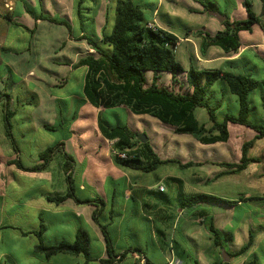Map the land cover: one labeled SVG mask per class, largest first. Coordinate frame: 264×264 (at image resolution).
Returning a JSON list of instances; mask_svg holds the SVG:
<instances>
[{
  "label": "rangeland",
  "instance_id": "374dc122",
  "mask_svg": "<svg viewBox=\"0 0 264 264\" xmlns=\"http://www.w3.org/2000/svg\"><path fill=\"white\" fill-rule=\"evenodd\" d=\"M28 4H31L26 0ZM63 1V0H62ZM157 0H138V4L141 6H145L147 4L155 3ZM167 0H162V3ZM175 4H167V10L172 12L175 17L171 18V26L175 31L176 35L180 39H184L187 35H185V31L189 30L188 34V42H182L181 45L176 46L175 48V56L176 60L181 63V65L186 69L188 65V58L191 57L192 61L198 67L201 65L198 64L195 55H198L199 58V42L200 39L196 35V32L199 29L206 28L207 31L213 30L211 26L207 24L208 19L215 22L211 16L208 14H198V13H190L188 11V5L193 4L194 6L200 7V5L193 0H174ZM209 1L210 4H215L216 12L220 14H225L229 18L233 20H241L246 18L245 7L243 6L244 0H205ZM250 3L251 9L257 15L261 17V21L264 26V8L261 6L260 0H246ZM33 12L37 14H47L49 16L55 17L56 19L61 18L60 16L64 13H68V18H70V6L61 3L59 6L58 2L60 0H42V3H39L37 0H32ZM108 0H101L100 11L101 15L95 18L97 23V29H100L104 24V13L106 6L108 5ZM2 4V3H1ZM73 4V2H72ZM2 6L0 5V9ZM72 10V9H71ZM2 13H7V10H1ZM163 11V10H161ZM147 14L148 11H145ZM1 13V12H0ZM73 14V12H71ZM100 14V13H99ZM72 17V16H71ZM66 18L67 17H62ZM17 22L21 24H25L28 27H32L33 20L28 15H24L21 18H15ZM69 20V19H67ZM1 23H5L3 19L0 18ZM72 22V18L70 20ZM152 24L157 26H167L166 19L159 15L155 18V21H152ZM78 31L77 26H72L71 31H68L66 27L61 25H55L49 22H41L37 25V28L33 35L28 33L26 30L16 27L13 25L1 26L0 33L3 34V38L5 37V45L7 50L3 51L4 57L7 60H20L22 61L21 66L22 70H24L23 74H28L31 72V76L27 77V81L23 84H20L16 87L13 93L18 95L19 101L23 98L27 99V102H24V110H19L16 114L14 120H12V125L14 123H20V119L23 118V121L26 122L27 129L25 130V140L30 143L31 147L28 149V154H32V159H35L36 156V147H40L41 151L45 150L47 147L55 145L58 140L61 139L63 134L65 133L64 126L68 127L69 125L72 127H78L81 123L87 126L88 118L87 116L80 119V116L87 114L88 109L85 108L83 113H78L77 109L79 107V99L78 94L82 93V89L80 91V83H83L84 79V68H78L71 70L65 66H60L56 63V60H64V59H72V50L69 49V46L66 45L63 49L60 48L61 43L67 41L69 37H73ZM247 33L240 34L241 43H245V39L248 37ZM68 44V43H67ZM15 53V55H14ZM83 53V52H82ZM250 56H245L242 63L250 62ZM55 61V62H54ZM262 65L261 63H259ZM202 67V66H200ZM262 67H264L262 65ZM253 78L257 80H264V69L263 70H254L252 69ZM61 74L62 80H56L57 86H53L55 83V79L57 75ZM151 74H147V84L150 83ZM65 79V83L63 81ZM180 83L183 86V89H179L177 84H173L171 81V77L168 73H162L160 75L158 85L160 87H165L168 89H173L177 92H186L188 88L184 83V77H177ZM40 80V85L38 87L34 86L33 81ZM49 86V91L52 95H54L57 99V119L51 118L53 123H56L57 131H47L41 128L34 129L33 123L40 124L39 120H48L47 114L40 115L37 113V110L34 109V102L32 96L36 90L40 92V96L43 93L45 88ZM221 87V83L217 82L212 91L218 92ZM7 91L10 93L9 88ZM21 93L23 96L21 97ZM27 93L28 95L26 96ZM260 89H255L250 94V103L252 106V111L250 112L249 119L252 122H261L263 118L262 110H261V102H260ZM236 99V97H232V100ZM235 101V100H233ZM17 105L15 104V107ZM237 103L233 102L231 106L225 107L223 113H227L230 115L237 114ZM124 111V110H123ZM118 111L116 109L106 110L103 114L104 120H111L114 124L117 122V114L120 115V118L124 121H128L127 114L124 112ZM194 116L198 120L199 123L205 124L209 127L208 116L206 111L203 108H198L194 111ZM25 117L27 119H25ZM218 118H220V113L218 114ZM79 120L77 125L75 120ZM76 120V121H77ZM1 121V120H0ZM156 122H158L155 119ZM30 124V125H29ZM45 124V123H44ZM162 124V123H160ZM158 126V124H157ZM165 125L162 124L158 126V128L167 130ZM61 128V129H60ZM239 127L230 126L231 137L228 143L223 144H215V145H201L197 144L200 148L198 151V156L207 160H216L220 158H225L227 161L239 160L241 154V144L252 139L254 133L248 128H242L241 133L233 138V131ZM168 136H173V130L169 128V131H163ZM94 134L90 129H86L85 131L79 133L75 132V138L79 137H92ZM174 137V136H173ZM185 135H176L175 140L179 141L180 139H186ZM190 137V136H189ZM192 139V138H191ZM175 141V142H176ZM26 146V145H25ZM228 147H231L230 152L228 151ZM178 146H176V150ZM235 152H233V150ZM184 151V152H183ZM182 153H185V148ZM186 155H191L194 153L191 151V148L187 150ZM248 156L254 157L258 162L250 163L246 170H243L237 174H223L220 175L217 179H212L211 176L210 182L207 184H198L195 185L196 191H189L187 185L185 184L183 189H180L178 186H171L170 184L164 183L165 186V196L168 200V203L163 201V198L160 195L149 196L146 197L148 200L147 204H159L161 207H167L169 214H173V208L178 206L179 199L178 192H182L183 195H190L194 193L206 194L216 197L217 199L223 202H233L237 201L239 198H243V196H251L252 199L245 200L240 206H234L233 211V223L232 225H228L225 231H233L234 228H238L240 225H246L249 230L253 231L254 236L256 234H261L262 227L264 224H260V217L264 214V137L262 139L256 140L253 147L249 150ZM31 159V157H30ZM61 160V154H57L56 157L52 160L50 164V171L53 175L57 176L59 170V163ZM85 165L81 166L78 173H81L82 169ZM79 167V166H78ZM122 168V167H121ZM126 176L118 177L115 180V185L108 178L100 188L94 187L89 188L87 192L84 194L92 195L94 199H101V202H95V204L101 209L104 206L106 207V220L109 223L111 220V225H109L107 232L111 237L112 241L115 242L114 250L115 253L121 252V249L128 248H140L142 250L141 255L143 254L148 260L156 264H162L165 260H171V256L167 249L161 246L158 243L153 233L152 223L145 218L140 209V203L135 201L134 199H125L124 190L126 187V180L131 177L134 178L137 175V171L125 169ZM207 170H217L216 166H212L210 164H206L204 166L191 167L189 169H181L175 163H166L160 165L156 171L150 172L148 174H143L148 180H151L153 184L157 182L158 179H161L162 175L169 174L170 176H175L184 180L187 177H191L192 173H206ZM77 171V169H76ZM258 173L257 174H254ZM204 178L203 175L200 176ZM158 178V179H157ZM185 181V180H184ZM198 190V191H197ZM65 191V188L62 190ZM9 196V195H8ZM107 203H105V202ZM217 204L216 207H220L223 213H225L226 218L229 219L230 212L227 211L226 204L222 202H214ZM210 212L218 211L219 208H214V206L205 205ZM113 208V211H112ZM170 208V209H169ZM49 211L50 209H44V211ZM113 212V213H112ZM215 214V213H213ZM217 216V215H216ZM110 217V218H109ZM217 216L216 218H218ZM43 224L46 225L47 230L45 232V236L43 241L45 244H54L59 241H67L73 242L75 239V233L77 228L74 225V221L70 220L69 217L62 215H57V213H53L52 209L49 213L42 214L40 216ZM106 220L101 217L98 219L100 224H105ZM176 220V217L172 218V222ZM3 225V228L0 229V264H77V261L80 264L84 263L86 257L83 255H79L78 258L75 256L58 254L51 258H45L42 253L34 252V245L37 244V238L34 235L21 236V230H31L34 228L38 230L39 221L34 217L33 211H29L28 217L23 218L20 217L18 220L19 230H12L10 228H5L6 222ZM207 223V222H206ZM205 223V224H206ZM71 224V225H70ZM205 227V226H204ZM37 228V229H36ZM156 228H161L160 225H157ZM76 229V230H75ZM86 230L89 235V250L88 253L91 257H98L101 252L104 250L101 247L99 242L98 235L94 234L92 230L88 227L82 228ZM170 229V227H168ZM170 232V231H169ZM169 232L166 233L164 237H158L159 240H163L166 242L167 246H171L173 242V238L177 242L178 246H184L185 243L178 236L171 235ZM101 235V234H100ZM102 243V242H101ZM245 244L243 237L240 233H238L236 240L230 245L229 242L223 243V249L227 252L231 249V247L237 249ZM190 250L185 251L184 257L179 252L178 248L176 249L177 253L180 254L179 260L183 262V264H189L192 256L194 259L199 261V264H211V259L209 255H206L204 258L198 257L196 255L193 246L189 245ZM247 254V253H246ZM248 255V254H247ZM8 256V258L6 257ZM10 256V257H9ZM128 256V255H126ZM129 257V256H128ZM127 257V258H128ZM190 257V258H189ZM77 258V259H76ZM220 258L222 260V254H220ZM139 260V264H144L141 262V258H137ZM242 258H232L227 264H233ZM247 260L253 261L255 264H264V242H260L257 244L254 249L247 256ZM137 261V260H136ZM248 261V262H249ZM130 260L126 259V261L122 264H130ZM90 264H96L91 262Z\"/></svg>",
  "mask_w": 264,
  "mask_h": 264
},
{
  "label": "trees",
  "instance_id": "16d2710c",
  "mask_svg": "<svg viewBox=\"0 0 264 264\" xmlns=\"http://www.w3.org/2000/svg\"><path fill=\"white\" fill-rule=\"evenodd\" d=\"M41 3V0H37ZM72 22L47 14L35 16L31 9L26 11L36 20H44L55 25H61L71 31L72 26H77L78 31L73 35L75 40H84L92 50L81 57L73 68L84 67L86 69L82 95L85 100L94 108L111 109L124 106L134 115H149L165 126L173 128V132L179 135H189L202 145H213L225 143L229 138L228 125H237L250 129L255 133L251 140L241 145V154L237 163L218 162L213 163L225 169L227 174H237L245 170L250 163L258 162L257 159L248 156L249 150L256 140L264 137V119L261 122H252L249 119L252 106L250 94L257 88L260 89L261 110L264 116V80L253 78L250 73L237 71L236 61H229L228 69H197L193 63L187 69L176 60L175 48L178 38L161 28H150L148 25L153 21V12L156 9V2L141 6L138 0H108L104 13V24L97 30L95 18L100 6L99 0H72ZM199 3L203 11L216 10L215 4L209 1L193 0ZM264 8V0H260ZM246 18L232 20L226 15V20L221 24L224 29L210 35L208 32L199 30L196 35L199 37V52L204 55L210 47H217L225 53H237L240 48L238 33L241 31L251 32L252 26H259L264 32L261 17L252 11L248 1H243ZM145 11H148L147 14ZM190 13H193L191 9ZM225 15V14H224ZM6 23L24 30L27 28L19 23L13 22L11 17L3 15ZM29 33L33 30L28 31ZM185 31V35L189 34ZM245 57L241 58V64ZM234 65V66H233ZM232 66V67H231ZM162 73L171 76L173 84H177L179 89H183L178 80V76L184 77V83L188 90L184 93L173 89L160 87L158 80ZM147 74H151L150 83L147 84ZM221 83L218 92L212 91L213 86ZM229 95L236 97L237 114L230 115L223 113L221 106L224 97ZM35 106L36 96H32ZM3 101V122L6 135L11 140L15 148V140L12 136V118L15 111L10 106V95L0 94ZM203 108L208 116L209 127L201 124L194 116V111ZM220 113V118L218 114ZM97 126L100 134L107 140H113V149L117 152H126V159L113 157L114 163L128 168L137 169L145 173L154 171L159 165L175 162L180 168H189L201 163L188 162L181 164L174 160H161L152 149L149 142H141L136 138V133L132 132L126 125L107 126L102 117L98 116ZM47 131L55 132V126L44 125ZM56 154H62V171L65 174L67 190L65 193L54 195L49 198L51 202L60 204L67 199H73L77 204L94 205L91 219L99 227L102 234L106 259H96L89 256L90 245L89 235L86 230L79 228L75 233L73 242L59 241L54 244H45L42 239V230L34 232L37 244L34 245L35 253H42L45 258H51L58 254L86 257V262H96L100 264H112L116 260H122L128 254H138L144 260V264H155L148 260L140 248H128L116 259L114 245L107 232L106 226L99 223L98 219L102 209L95 202H102L101 199H80L75 195L73 181L70 177L73 159L63 152V143L49 147L42 151L38 159L40 163L25 167L19 162L13 163L21 170L28 172L44 171ZM179 204L188 206L201 202H223L215 197L204 194H194L184 196L178 192ZM208 236L214 247L223 249V243L232 240L231 233H222L214 228L211 221L205 226ZM29 234V233H28ZM252 245V235L238 250L228 253L230 258H237L244 255ZM195 264H199L195 262ZM212 264H227L222 260ZM247 264H255L253 261Z\"/></svg>",
  "mask_w": 264,
  "mask_h": 264
},
{
  "label": "crops",
  "instance_id": "0c3cea01",
  "mask_svg": "<svg viewBox=\"0 0 264 264\" xmlns=\"http://www.w3.org/2000/svg\"><path fill=\"white\" fill-rule=\"evenodd\" d=\"M31 1L29 2L32 4ZM11 2H12V9L10 11H7V13H4V12L2 13L1 10H4V8L0 2V5L2 6V8L0 9V12H1L0 18L3 19L4 22L6 21L3 18V15L11 17V20L16 23H19V22H17L15 18H21L24 15H28L33 20L32 27H28L27 25L25 24L23 25L21 23L19 24L25 26L27 28L26 30L27 32L33 30V32L30 33L31 35L34 34L37 28V25H39V23L47 22L44 20L35 21L32 18L29 12L26 11V8L33 10L34 6H32L31 4H28L26 0H11ZM72 2H73L72 0H63V1L60 0V3L58 2L59 6L62 5L61 3H63L64 6L66 4L70 6V12H69L70 18H72L71 17L72 16L71 9L73 6ZM41 3H42V0H41ZM99 3L101 4V0H99ZM169 3L174 5L175 1L167 0V2L164 1L163 3H162V0L156 1V9L153 12V21H155V18H157L159 15L164 17V19H166V23H168L167 26H157V27L174 34L178 38V42H177V46H178V45H181L182 42H188L189 39H188V35L184 37V39H180L176 35L175 31L173 30L170 21H171V18L175 17V15L169 10H167L169 9L167 8V4ZM187 7H188V11L191 9L192 11H194L193 13H198L202 15L207 14L206 12L203 11V8L201 5L200 7H198V6H194L193 4H191V5H188ZM34 15L39 16L40 14L35 13ZM99 15H101L100 6L98 8V13L96 17H98ZM60 17L61 18L67 17V19L70 20V18H68V13L63 12V14ZM213 20H215V22L212 21V19L211 20L208 19L207 21V24L211 26L213 30L207 31L206 28L199 29V30L208 32L210 35H214L215 33L222 31L224 29L222 24L219 23L214 18ZM7 25L9 24L7 23L2 24L0 21V27L7 26ZM241 33L248 34L247 35L248 37L245 39L244 44L241 43V40H240ZM2 36L3 34L0 33V94L7 93L10 95V106H11V109L15 111V114L12 118V120H14L16 117V114L18 113L19 106H20V110L23 111L24 102L26 103L28 102L26 99L27 97L26 98L22 97L23 93H21L22 100L19 101L18 95L16 93H13V91L16 89L18 85L23 84L24 82L27 81V77L31 76V72H29L28 74H23L24 70H22V66H21L22 61L16 60V59L7 60L4 57L3 51L7 50V48H6L5 41H4L5 37L3 38ZM238 37H239L240 48L237 53H225L223 50L212 46L205 52L204 55L200 54L201 58H199L198 55H195V58L198 64L199 65L201 64L200 66L202 67L200 66L198 67L197 65H195L194 62L192 61V58L189 57L187 68L191 61L197 69H228V67L230 68V65L226 63L229 61H236L237 65L235 66H236L237 71L243 70L247 73H250L253 76L251 72L252 69L257 70V71L263 70L264 67H262V65L264 66V32L262 31V29L259 26L254 25L252 26L251 32L241 31L238 33ZM66 45H68L69 49L72 50V53H73L72 59L56 60V63L60 66H65L67 68H70L71 70L78 69V68H73L72 65L75 64L81 57L85 56L87 53H91L92 50L87 46L84 40H75L73 37H69L67 41L62 42L60 48L63 49L64 47H66ZM245 56H250L251 58L250 62H247L244 64L239 63L241 58ZM259 63H261L262 65H260ZM80 68H84V67H80ZM85 72H86V69L84 70V75H85ZM61 76H62L61 74L57 75V78L55 79V83L53 84L54 87L57 86L58 84L56 80H62ZM63 81L65 83L64 78H63ZM33 82L34 83L32 84L36 87L40 85L39 84L40 80L36 79V81H33ZM80 85L82 86L83 83L82 84L80 83ZM7 88H9L10 93L7 91ZM43 89L44 90L42 91L43 93L41 94V96L39 94L40 92H38L37 90L34 93H32L37 98L34 109L37 110V113H39L40 115H45V114L49 115L48 116L49 121L42 120L41 118V120H39L40 124L38 123L35 124V122H32L34 129L36 128L44 129V125L55 126L56 124V123H53V120H51V118L57 119L58 99L50 93L49 86L48 88L47 86L45 88L43 87ZM81 89L82 87H80V91ZM25 94L26 96L28 95L27 93ZM77 96H78V99H79L78 101L80 104L77 109V112L83 113V110L85 108L88 109L87 114L80 116V119L87 116L88 118L87 126L81 123L80 125H78V127H75V131H74V126L72 127L70 125L68 127L64 126L65 133L63 134L61 139L58 140L56 144L63 143V152L69 155L73 159L72 171L70 173V177L73 181L75 195L80 199H85V198L94 199L92 195L84 194V192H87L89 188H94V187L100 188L101 185H103V183H105L108 178L113 182V185L116 186L115 179L118 177L125 178L126 173H125V170L122 169L123 167L121 168V166L114 163L111 157L110 150L113 147L112 144L114 143V141L103 138L98 130V126H97L98 116H101L103 119L104 112L109 109L104 110L102 108H94L85 100L82 93L78 94ZM233 100L231 96L226 95L224 97L221 110H224L226 106L227 107L231 106L232 103L235 102ZM2 103L3 101L0 100V120H1L0 121V229L3 228L5 221L9 220L8 222H6L5 228H10L12 230H19L20 228L17 226L18 225L17 223L20 217L27 218L29 211H33L34 217H36V219L39 221L38 230H35L34 228H31V230L30 229L21 230L20 232L21 236L25 237L28 235H34L32 233L39 232L40 230H42L41 236L43 239L45 236L47 227L46 225L43 224L42 220L40 219V216H42V214L49 213L50 210L52 209L54 214L55 213H57V215L63 214L64 216L69 217L70 220H73L75 222L74 225L77 228L79 226L80 228H85V229L86 227H88L90 230L93 231L94 234L96 233V235H98L101 247L104 250L101 252V254L98 257H91L90 255L89 256L91 258H96L98 260L106 259L107 255L105 251V245H104L102 234L100 232L99 227L91 219V215L95 209V206L77 204L73 199H67L60 204H55L54 202H51L49 200V198L53 197L54 195L65 193L67 190L65 174L62 171V164L64 162L62 154H61V160H60L59 167H58L59 173L56 174L57 176L53 175L49 169L52 161L47 166V168L41 172L24 171V170L19 169L16 164H13V163L19 162L20 165L29 167L37 163H40L38 156L42 152L41 148L43 147V145H41L40 147H36L35 151H36L37 157L35 159H32V154H28V149L31 147V145L29 142L25 140V130L27 129L28 124L24 122L22 118L20 119L21 120L20 123L15 122L14 125H12V122H11L12 136L14 137V140H15L16 149L13 148V144L11 140L8 138V136L6 135V131H5V126L3 122V109L1 107ZM15 104L17 105L16 107H15ZM111 109H116L121 112L124 110L123 112L127 114L128 121L124 122L120 118V115L117 114L116 116L117 122L115 124L111 120L103 119L104 123L107 126H116L118 124H124L132 132L136 133V135L137 134L146 135L148 138L147 142H149L152 149L154 150V152L157 154V156L161 160L163 161L174 160V161L180 162L181 164H185L188 162L201 163L200 165H196L198 167L204 166L206 164H210L212 166L217 167L216 171L207 170L206 173L204 172L192 173L191 177L189 176L184 179L185 181L182 180L181 178L170 176L169 174H164L161 176L162 177L161 179L157 178L158 180L154 184L151 180H148L145 177V175H143L145 172L141 170H137V169H129V170H135L138 173L134 178L129 177L126 180L127 188L123 192L124 197L125 199H134L135 201H138L140 203V209L142 211V214L145 216L147 220H149L152 223V227L154 229L152 234H154L155 240L158 243H160L161 246H163L165 249L168 250L172 259L169 261L165 260V262L162 264H170L171 261H178V264H183V262L179 260L180 254L177 253L176 249L178 248L179 252L184 257V255H187V254H184L185 251L190 250L189 245L193 246V249L196 252L197 258L198 257L204 258L206 255H209V258L211 259V264L215 261H220L221 260L220 258L221 250L213 246L208 236V232L206 228L204 227L207 224L206 222H209V221L212 222L214 228L217 229L218 231L222 233L232 234V240L229 241L230 245L236 240L238 233L241 234L245 243L248 240L249 234H251L252 235V245L250 249L246 252L248 255L250 254V252L254 249V247L257 244H259L260 242H264V227H262L263 230H261L262 231L261 234H256V236H254L255 234H253V231L249 230V228L246 225H240L238 228H234V230L231 232L225 231L226 227H228V225H232L233 223L234 206H240L245 200L252 199L253 197L251 196L246 195V196H243V198H239L237 201L229 202V204H226L227 211L230 212L229 219L226 218L225 213H223L220 207H216L217 204H215L214 202H201V203L192 204L188 206H181L179 202H177L178 206L173 208V211H174L173 214H169L167 207H161L159 206V204L158 205L151 204V203L147 204L146 201L148 200V198L146 197L156 196V195H160L163 198V201L169 204L164 194L165 193L164 183L170 184L171 186L176 185L180 189H183L184 185L186 184L189 191H196L195 185L207 184L208 182H210L211 176L213 177L212 179L214 180V179L219 178L220 175L227 174L225 173L224 168H220L219 166L213 163H218V162L237 163L238 160L227 161L225 158H220L216 160H207V159L200 158L197 154L200 148L197 145L198 142L194 140L192 137H189V135H185L187 136V138L185 137L186 139H180L179 141H176L175 136L179 134H175L173 132V136H174L173 137V136H168L163 132L167 130L169 131V128L173 130V128L169 126H164L167 128V130H164V129L160 130L158 126L162 127V124H160L158 120H157L158 122H156L155 118H152L149 115H134L124 106H119V107H115ZM25 119L27 118L25 117ZM80 119L78 120L76 119L77 121L75 120L74 125L75 124L77 125ZM263 119H264V116L262 120ZM205 124L208 125L207 123ZM230 126L239 127L233 131L232 133L233 138H235L237 135L241 133L242 128H245L242 126L229 124L228 125V131H229L228 141L225 143H216V144L225 145L226 143L229 142L230 137H231ZM86 129H90L92 133L94 134V136L75 138L76 131L81 133L85 131ZM176 146H178L177 150H176ZM184 148H185V153L187 152L188 149L191 148V151L196 153V155L194 154L186 155L185 153L183 154L182 151ZM230 150H231V147H228L229 152ZM233 152L235 151L233 150ZM56 155L54 156V158L56 157ZM251 158H254V157H251ZM169 163H175V162H169ZM83 165L85 166L82 169L81 173H78L80 167ZM192 167H195V166H192ZM157 168L154 171H156ZM189 168H181V169H189ZM125 169H128V168H125ZM145 174H148V173H145ZM254 174H257V176L262 175V174L258 175V173H255V172ZM201 175H203L204 178H201L200 177ZM159 187H162L163 190L160 191ZM64 188H65V191H62ZM194 194H200V193H194ZM194 194H190V195H194ZM186 196H189V195H186ZM207 196H211V195H207ZM211 197H214V196H211ZM205 205L214 206V208H219V209H217L218 210L217 212L214 211L213 213L215 214H213L212 212L207 210L208 208ZM44 209H50V210L44 211ZM101 209L102 211H101L99 218L103 217L106 220V217H105L106 207L104 206ZM112 211H113V208H112ZM216 215L219 217L216 218L217 217ZM173 217H176V220L172 222ZM259 222L260 224H264V214L260 217ZM104 223L105 224H102V225L106 226V228L108 229L109 225H111V220L109 223L107 222V220ZM156 223L157 225H160L161 228H156ZM168 227H170V229H168ZM167 232H169L170 234L172 233L171 235H173V237L174 236L176 237L179 235L178 237L181 238V240L185 243V245L178 246L177 242L175 241V238H173L172 245L167 246L164 239L159 240L158 238V237H164ZM113 243L115 245V242ZM239 248L235 249L231 247V249L227 252L233 253ZM120 251L121 252L115 253L117 255L116 259L122 252L125 251V249H121ZM246 253L240 257H237V258H242V259L233 264H247L249 260H247L248 255ZM128 256H125L120 261L116 260L112 264H122L126 261V259H129L131 261L130 264H139V260L137 259L139 256L138 254L132 253V254H128ZM6 257L8 258V256ZM75 257L78 258V256H75ZM190 257H191L192 262L190 261L189 264H195V262L199 263L198 260L194 259L192 256ZM231 259L232 258L229 257V261ZM84 262H86V260H84ZM90 263L91 262L89 263L87 262V264H90ZM94 263L100 264L98 261ZM77 264H80V262L77 261Z\"/></svg>",
  "mask_w": 264,
  "mask_h": 264
},
{
  "label": "water",
  "instance_id": "95a60500",
  "mask_svg": "<svg viewBox=\"0 0 264 264\" xmlns=\"http://www.w3.org/2000/svg\"><path fill=\"white\" fill-rule=\"evenodd\" d=\"M207 14L210 15L211 17H213L214 19H216L219 23H222L227 18L226 15H222L216 11H213V10H208ZM136 138L143 143L148 141L147 136L143 135V134H137ZM221 254H222V262L223 263L228 262L229 261V254L224 249H221Z\"/></svg>",
  "mask_w": 264,
  "mask_h": 264
},
{
  "label": "built area",
  "instance_id": "2783aa9c",
  "mask_svg": "<svg viewBox=\"0 0 264 264\" xmlns=\"http://www.w3.org/2000/svg\"><path fill=\"white\" fill-rule=\"evenodd\" d=\"M0 2L2 3V6L4 9H6L7 11H10L12 9V2L11 0H0ZM148 27L150 28H153V27H156L154 24L150 23L148 25ZM113 146V144H112ZM110 154H111V157H117L119 159H126L128 156L126 154V152H117L113 149V147L111 148L110 150ZM159 190L162 191V187H159ZM141 262H144L143 259H141ZM170 264H178V261H171Z\"/></svg>",
  "mask_w": 264,
  "mask_h": 264
}]
</instances>
